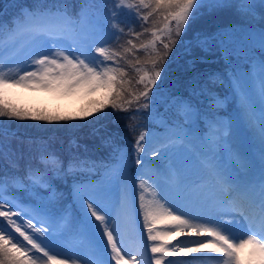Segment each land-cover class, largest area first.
Returning <instances> with one entry per match:
<instances>
[{"label":"snow or ice","instance_id":"6c2138e0","mask_svg":"<svg viewBox=\"0 0 264 264\" xmlns=\"http://www.w3.org/2000/svg\"><path fill=\"white\" fill-rule=\"evenodd\" d=\"M233 4L245 17L259 18L257 0H115L102 38L95 35L94 29L85 28L82 21L74 19L66 9L56 7L53 10L41 3L30 8L22 7L10 25L0 21V117L52 123L85 119L111 107L113 112H128L129 119L133 121L137 116L145 121L129 125L128 130L135 134L131 149L134 157L107 140L105 142L112 147L111 160L114 163L97 164L77 159L70 162L65 171L63 162L52 152L42 155L38 165H30L23 176H0V217L3 218L0 221V264H69L67 259L57 262V256L50 254V241L65 218L53 210L33 223L35 217L22 211L23 201L18 199L15 191L5 195L9 183L14 189L31 195H39L36 189H45L49 192L48 199L55 201L58 199L52 183L55 178L85 169L95 172L101 168L104 171L96 185L88 190L74 186L73 195L84 209L85 223L104 239L108 258L103 264H145L143 259H137L139 252L134 254L124 250L112 214L95 195L99 187L107 190L112 184H120L122 194L118 205L124 209L129 191L127 175L133 166V200L138 193L137 215L142 218V230L152 253L149 264H165L167 257L181 253L205 252L218 254L215 258L222 264H244L242 253L245 249H251L250 255L257 257L258 264H264V59H251L249 62L258 65L259 71L246 74L250 90L255 92L262 105L259 118L262 168L258 180L241 181L214 164L209 168L211 186H203L200 181L186 183L180 169L173 164L149 171L150 165L169 160L170 154L193 143L188 139L186 128H191L194 120L198 122L201 115L191 98L171 94L163 96L159 90L153 92L161 78L163 65L179 38L201 15L230 8ZM258 4L264 8V0H258ZM137 28L141 30L137 31ZM237 32L242 35L237 37ZM145 34H149L151 39L140 40ZM19 38L27 39L30 45L22 61H16V53L12 52ZM214 39H218L226 58L233 54L247 58L245 45L248 43L258 44L264 51V30L257 32L234 26L223 30ZM68 40L72 43L65 46L62 42ZM137 40H140L139 44L134 42ZM93 46L97 55L89 51ZM193 46L207 51L211 45L208 38L197 34L194 41H189L184 47V53L191 56ZM140 52L144 53L143 59L137 55ZM128 68L138 74L135 85L142 87L134 86V78L128 77ZM233 80L234 86L241 89L240 94L246 104L250 91L244 90L245 79L236 69ZM15 87L39 88L64 95L81 90L88 94L102 91L104 95L76 117L30 111L17 106L6 99L7 89ZM205 94L209 107L216 108L219 99L213 97L210 90L201 89V95ZM161 103L165 105L164 113L158 110ZM169 111L172 118L167 115ZM249 120L254 123L251 115ZM157 124L163 129L160 134L150 127ZM221 140L222 137H217L211 143H204L211 151L212 145L219 144ZM242 164L248 166L247 161L242 160ZM210 199H219L221 212L233 214V219L221 221L218 218L221 212L214 210L205 214L185 210V200L203 204ZM36 214L40 215V212ZM236 215L240 219H236ZM233 221L244 229L240 235L232 231ZM186 232L207 239H190L187 242L177 239L171 246L163 242L168 237L179 238ZM17 233L18 236L15 235ZM72 264L77 262L73 260ZM167 264L189 262L168 260Z\"/></svg>","mask_w":264,"mask_h":264},{"label":"rangeland","instance_id":"374dc122","mask_svg":"<svg viewBox=\"0 0 264 264\" xmlns=\"http://www.w3.org/2000/svg\"><path fill=\"white\" fill-rule=\"evenodd\" d=\"M257 2H258V0H257ZM257 13L259 14V18H256V19H253L250 17H245L244 15H242V17L246 21H253L256 23H264V9L257 10ZM241 29L252 30V31H257V32L260 31L255 27H242ZM236 35H237V37H239L242 35V33L237 32ZM149 39H151V36L148 34V37L146 38V40H143V41H147ZM65 43H66V41H65ZM139 43H140V41L137 42V44H139ZM245 50L247 52V58H245L243 55H241L238 58L234 54L230 55L229 57L226 58L224 56L223 50L221 48V53H222L224 59L228 63V70H226L224 72L225 73L229 72V71L230 72H229L228 76L226 77L227 81H224L223 83H219V85H218L219 88H221V98H222V99H219L218 107L222 108V109L229 110L233 114V117L238 112L236 117L239 120V125L245 124V122H246L249 126H251L253 128V131L255 133L259 134V123H260L259 118H260V114L262 111V105H261L259 97L255 94V92H252L250 90V87H249L250 81L248 80V76L246 74H255L259 71L258 65L254 66L249 61L253 58L258 59V60L264 59V51H261L258 44H252V43L246 44ZM52 51H55V49H52ZM177 54L178 53H174L173 56L177 57L179 61H184V62L187 61L188 62V57L184 53V51H180L181 57ZM137 55H139L142 59L144 58L143 52L137 53ZM129 59H131V57H129ZM220 63H221V61H220ZM164 68H166V70ZM163 69L164 70L161 73V77L166 79V80H169L170 83L171 82L175 83L174 81L177 77H175V78L172 77L173 72L175 70V66H172V65L165 63L163 65ZM234 69L238 70L239 74L241 76H243L245 79L244 90L250 91V97L247 100L246 104L244 103V101L241 97V94H240L241 89L234 86V80H233ZM128 73H129L128 75L130 78H134V80H133L134 82H135V79H138V74L135 73L131 68H129ZM185 83H186V87H183V88H187L186 90H188L190 92L195 91L198 88L201 89L198 86H190V85L198 83V80L196 77L186 79ZM219 88L213 87L211 89V91L215 92ZM160 92L163 94V96H166L168 94L167 90L166 91H160ZM103 95L104 94L102 92L101 96H103ZM223 95H225V96L223 97ZM93 96L96 97V93L95 94H88L86 91H83V90L78 91V92L71 94V95H64V94H60L57 92L45 91V90L39 89V88L30 89V88L15 87V88L7 89L6 99L11 103H13V99H15L18 102H21L23 105L21 107L24 109H27V110H30V109H28L24 106L36 104V106H38V107L40 106V108H42L43 111H46V112L57 111L58 114L61 113V115L69 116V113L63 109H65L66 107L75 108L79 104L83 103L81 106H79V109H80V112L84 113L85 111H87L90 108L93 101L99 100L97 98H94ZM260 109H261V111H258ZM30 111H32V110H30ZM36 111H40V110H36ZM249 115H251L253 117L254 123L249 120ZM3 118L6 122H10L12 120V119H9L7 117H3ZM0 120H2V117H0ZM24 120L30 122L31 119H24ZM87 122H88V120L82 121V123H87ZM56 123H58V122H52V123L41 122V124L43 126L47 127L46 129H47L48 136H50L52 134V130L54 129V126ZM227 124L229 125V123H227ZM225 129H228V127H225ZM240 130L243 132V130L241 128H240ZM154 131H156V130H154ZM156 132H157V134H160V132H158V131H156ZM186 132H188V139L189 140L199 141L202 148L207 147L205 145V143H203V141H201L198 131L196 133L194 130L189 129V130H186ZM245 133L249 137L252 136V132L249 130L246 131ZM224 134H226V136L222 137V140L219 143L223 147V149H226V150L229 149L232 154L234 152H238L245 158V156L243 154L242 145L231 144V142L228 139V137H229L228 132L224 131ZM216 138H214L212 141H214ZM129 143H130V146L133 147L134 140H130ZM254 143H255V145H258L261 147L260 140L258 137H257V139H254ZM219 144H216V145H219ZM219 152H221V151H219ZM132 156L134 157L133 152H132ZM242 156H239V157H241V160H243ZM134 173H135V167H134V171L129 174L130 180H132V176ZM137 183H138V181H137ZM128 188L132 190V184H129ZM116 189H121V188H119L118 184H112L110 192H107L105 194L109 198H112L114 195V194H112V192H113V190H116ZM129 196L131 197V195H129ZM96 197L102 198V195H100V196L96 195ZM128 209H129V206L125 207L123 209V212H127ZM133 215H134V213H133ZM132 217L136 221L137 218L135 216H132ZM128 219H130V218L128 217ZM122 225L125 228H132L126 222L121 224V226ZM65 243L67 244V246L70 249H72V252L77 256V258H79L80 254H81V250L85 246V243H84V241L81 240V233L78 230L76 223L73 224L71 229L65 234V220H64V221H61L60 226H58L55 229L54 237L50 241V247L59 251V252L65 253ZM69 259L72 260L73 258L71 256H69Z\"/></svg>","mask_w":264,"mask_h":264},{"label":"bare ground","instance_id":"6f19581e","mask_svg":"<svg viewBox=\"0 0 264 264\" xmlns=\"http://www.w3.org/2000/svg\"><path fill=\"white\" fill-rule=\"evenodd\" d=\"M159 146V145H157ZM206 155L199 156L198 153L190 150L189 148H185L182 150V158H188L191 161V165L194 168L193 172L189 173L188 172V179L186 180V183L191 184L193 181H200L201 184L204 186V184L209 185L210 183L207 182V180H212L211 176L209 175V169L207 168L208 165L212 166L214 165H221V162L223 161V158H216L215 153H209L207 151H204ZM235 159L237 161H240V158L238 155H235ZM168 164H171L170 160L167 161H157L153 165L149 166V171L151 172L152 169L161 167V166H167ZM223 167V166H222ZM241 172L245 174L242 178H239L241 181H253L254 179V174L250 170V166L248 165L247 167L241 166ZM151 189H149L150 191ZM151 198V197H148ZM185 210L186 211H191V212H199L201 214L207 213L209 210H214L217 212H221V201L219 199H210L206 201L205 203L201 204L196 201L192 200H185L184 202ZM134 207H135V214L139 220V225L142 228V218L138 217L137 212H138V193H137V198L134 201ZM221 221H229L232 220L233 217L228 214L221 212V214L218 217ZM258 226V224H257ZM246 228V225H245ZM231 229L236 235H240L241 232L244 231L243 228L239 224H236L235 221L231 224ZM143 231V230H142ZM124 236L128 238L127 243L130 246V252L132 253H137L139 252L140 255L137 256L138 260L143 259L144 262H149L152 253L150 252V243L147 241V236L146 233H144V238L142 237H137V236H132L131 232L129 230H126L124 232ZM207 239L206 237H195L191 233L188 235H182L179 238H174V237H168L165 241V243H169L170 246L171 244H175L177 239L187 242L190 239ZM250 250L245 249L244 252L242 253V256L244 258V264H258V259L257 257H254L250 255ZM218 254H213V253H199V254H178L176 257H167L165 260V264H167L168 260H175V261H181V262H189V264H222V261L216 259L215 257ZM202 261V262H201Z\"/></svg>","mask_w":264,"mask_h":264},{"label":"trees","instance_id":"16d2710c","mask_svg":"<svg viewBox=\"0 0 264 264\" xmlns=\"http://www.w3.org/2000/svg\"><path fill=\"white\" fill-rule=\"evenodd\" d=\"M213 20H219V19H213ZM224 21V19H222ZM221 21V20H220ZM213 23L214 25L215 24H218L216 22H213V21H206L203 23V25H201V27L205 26L206 24L209 23ZM193 25V24H192ZM185 40H182V41H178L175 46L172 48V51L170 53V55L168 56V61L166 62L167 64L169 65H172V66H175V70L173 72V75L172 77L175 78V83L173 82H169L168 85H166V88L167 89H175V92H179L180 91V87H184L185 85V81L186 79L188 78H193L195 76H198L199 77V74H198V71H200L201 69H210V65H207V66H204L203 64H197V63H191L190 66H191V70H192V73L190 71V68H189V63L187 61H179L177 58H174L173 54L175 53L174 51L181 45H183ZM160 47V46H159ZM166 70V68H164ZM163 69V70H164ZM197 77V78H198ZM194 86H198L197 84L194 85ZM199 87H202V86H199ZM205 89V88H203ZM185 93H187L186 89L183 90ZM204 111L201 112V114L203 113ZM24 125H27V122L25 120H18V119H14L11 123H10V126L11 127H15V128H22Z\"/></svg>","mask_w":264,"mask_h":264}]
</instances>
